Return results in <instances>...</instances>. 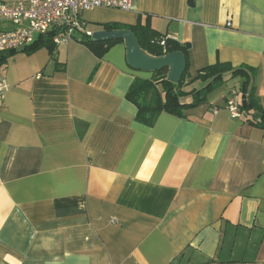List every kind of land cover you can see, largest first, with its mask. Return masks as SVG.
I'll use <instances>...</instances> for the list:
<instances>
[{
    "label": "crops",
    "instance_id": "obj_1",
    "mask_svg": "<svg viewBox=\"0 0 264 264\" xmlns=\"http://www.w3.org/2000/svg\"><path fill=\"white\" fill-rule=\"evenodd\" d=\"M147 18L189 45L191 80L218 62L255 69L246 92L228 74L205 103L148 127L126 95L152 73L130 68L125 44L99 59L76 35L54 56L11 54L0 68V264H264V129L254 111L226 109L233 90L242 104L253 89L264 110V0H132L83 15L92 33Z\"/></svg>",
    "mask_w": 264,
    "mask_h": 264
},
{
    "label": "trees",
    "instance_id": "obj_2",
    "mask_svg": "<svg viewBox=\"0 0 264 264\" xmlns=\"http://www.w3.org/2000/svg\"><path fill=\"white\" fill-rule=\"evenodd\" d=\"M102 31L112 30H130L134 33L138 40L140 49L153 57H163L167 54L180 52L186 58V69L182 74V78L178 84L168 81V71L161 70L154 72L150 79L136 77L126 95L127 100L133 103L137 109L136 119L141 124L148 127L155 126L160 114L168 113L178 117H183V112L187 109L195 108L206 102L208 94L217 86L221 85L226 75L231 78H243L242 91L246 92V84L251 76L254 75L255 69L248 67H233L230 63L218 62L214 65L199 70L195 79L191 80L189 45L180 44L177 41L167 38L163 34L154 30L151 26L149 18L143 23L138 22L135 26H126L117 23H108L100 25ZM51 37L41 36L35 40V43L26 48L24 51L29 52L39 47L45 46L54 56L56 45ZM90 52L97 57L102 58L110 48L117 44H124V41L94 42L92 39L83 38L81 41ZM164 42V45L162 44ZM16 52H8L0 54V68L3 67L7 58ZM202 82L203 85L186 91L185 87L193 86L195 82ZM241 95V92H240ZM242 115L243 111H254L253 117L250 118V124L264 129V110L259 104V100L252 89L246 98L244 96L243 103L240 104ZM258 113L259 117L255 118Z\"/></svg>",
    "mask_w": 264,
    "mask_h": 264
},
{
    "label": "built area",
    "instance_id": "obj_3",
    "mask_svg": "<svg viewBox=\"0 0 264 264\" xmlns=\"http://www.w3.org/2000/svg\"><path fill=\"white\" fill-rule=\"evenodd\" d=\"M107 8L120 11L132 9V0H13L0 2V21L9 22L14 29L0 31V54L17 52L35 43L39 37H51L56 46L67 44L76 35L91 37L85 28L86 11ZM164 45V42L162 43ZM7 86L0 82V113ZM240 92L233 90L227 98L226 109L233 118L242 117ZM1 120V117H0ZM1 122V121H0Z\"/></svg>",
    "mask_w": 264,
    "mask_h": 264
},
{
    "label": "water",
    "instance_id": "obj_4",
    "mask_svg": "<svg viewBox=\"0 0 264 264\" xmlns=\"http://www.w3.org/2000/svg\"><path fill=\"white\" fill-rule=\"evenodd\" d=\"M94 42L124 41L127 51V64L136 71L154 73L168 71V81L178 84L186 69V58L180 52L153 57L141 50L137 38L130 30L97 31L91 37Z\"/></svg>",
    "mask_w": 264,
    "mask_h": 264
},
{
    "label": "bare ground",
    "instance_id": "obj_5",
    "mask_svg": "<svg viewBox=\"0 0 264 264\" xmlns=\"http://www.w3.org/2000/svg\"><path fill=\"white\" fill-rule=\"evenodd\" d=\"M92 35H93V34H92ZM91 37H92V36H91ZM91 37H86V38L91 39ZM84 38H85V37H84ZM86 38H85V39H86ZM239 92H240V91H239Z\"/></svg>",
    "mask_w": 264,
    "mask_h": 264
}]
</instances>
